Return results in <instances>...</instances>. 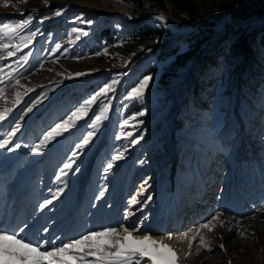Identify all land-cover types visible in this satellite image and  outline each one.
<instances>
[{
    "label": "rangeland",
    "instance_id": "obj_1",
    "mask_svg": "<svg viewBox=\"0 0 264 264\" xmlns=\"http://www.w3.org/2000/svg\"><path fill=\"white\" fill-rule=\"evenodd\" d=\"M51 2L40 13L43 0H7L8 7L0 0V27L31 17L18 35L0 34V44L11 45L8 50L0 49V110H11L0 122V133L9 132L36 101L53 95L57 86L77 73L100 74L50 106L29 139L25 138V155L7 174L5 192L17 187L19 173L29 171L33 172L29 186L36 190L38 203L53 200L43 211L38 210L39 204L32 209L22 225H27L25 234L36 227L46 240L56 238L61 243L106 227L125 235L122 229L127 228L134 236L160 237L177 253V264H264V0H48ZM75 2L97 10L123 11L99 16L73 10L70 4ZM57 11L61 14L56 15ZM125 11L131 17L129 22L122 15ZM54 15L61 19L44 27V19ZM7 51L15 55L9 57ZM147 76L152 79L144 94L129 99L132 88ZM106 85L113 90L98 97L83 119L32 151L51 126ZM220 86L224 95L219 99L215 92ZM237 104L250 110L249 122L262 111L256 131L249 133L243 126L245 116L241 117ZM218 105L233 114L234 124L229 135L221 126L213 143L205 144L210 147L200 148L203 154L199 153L198 147L193 150L200 146L197 128L187 130L193 137L189 142L179 131L185 130L186 120L208 121ZM101 112V120L95 121ZM89 132L93 135L81 146ZM118 153L122 158L114 159ZM197 158H201L198 163ZM66 163L72 167L64 168ZM199 164L197 185L207 189L215 182L214 191H208L202 200L206 214L202 224L211 220L213 230L200 228L199 221L204 219H198L176 231L166 219L167 209L174 207L175 195L185 189L177 181H187L185 187L194 190ZM231 166L236 180L223 207L205 209L209 197L219 189V177ZM204 167H208L206 176ZM157 180L162 181L160 189ZM33 190H29L32 197ZM146 196L151 199L145 201ZM133 199L140 203L133 205ZM5 204L9 209L10 201ZM3 211L0 225L3 214L5 219L8 216ZM129 211L135 212L130 222L126 220ZM188 212L179 220L192 218ZM18 214L16 210L14 219ZM196 215L202 216V211ZM137 227L140 232L134 230ZM192 229L197 232L196 240H186ZM256 234L261 237L258 242L245 239ZM201 237L211 251L199 243Z\"/></svg>",
    "mask_w": 264,
    "mask_h": 264
},
{
    "label": "snow or ice",
    "instance_id": "obj_2",
    "mask_svg": "<svg viewBox=\"0 0 264 264\" xmlns=\"http://www.w3.org/2000/svg\"><path fill=\"white\" fill-rule=\"evenodd\" d=\"M44 4H48V0H43ZM5 7H8L7 0H5ZM61 12L57 11L56 15H60ZM160 19H163L161 17ZM31 23V17L20 21L16 25L4 24L0 27V34L18 35V29L22 30ZM90 23V22H89ZM75 31H80L76 29ZM35 35V33H32ZM87 35V32L84 33ZM27 47V43L24 45ZM11 47L9 44H0V49L8 50ZM19 48V45H17ZM59 48V45H57ZM7 55L12 57L15 55L14 51H7ZM2 71V69H0ZM76 75H83L77 73ZM152 77L147 76L139 82V84L132 88L128 98L141 97ZM18 83V81H17ZM115 83V81H113ZM111 85H106L99 91L94 93L91 97L85 99L80 106L76 107L69 114L66 115L60 122L55 123L50 129L43 135L41 144H37L32 151H38L42 144H46L48 141L60 136L64 132H68L74 127L78 120L83 119L88 112V109L97 102L98 97H105L109 91H112ZM106 110V109H105ZM10 109L0 110V122L7 119V115ZM28 111H31L29 108ZM103 112L99 115H95V121H100ZM95 128V123L92 124ZM20 125L16 123L8 136H14L19 130ZM93 135L92 132L87 134V137L82 138V145L89 142V138ZM133 143L138 141L134 140ZM19 144L16 145L19 148ZM5 147V142H0V148ZM122 153H118L114 159H121ZM71 163L64 164V168H71ZM109 169L112 168V164H108ZM147 184V180L145 181ZM103 193L101 192V196ZM151 196H146L145 201L150 200ZM140 201L133 199L132 204L136 205ZM53 204L52 199H48L39 204L38 210L43 211ZM134 215L135 213H131ZM127 218V216H125ZM212 219H218V217H212ZM142 224V222H141ZM211 220L207 223L200 225V228H209ZM27 225L20 226L16 229H9L3 225H0V264H177V253L167 244H164L153 238L151 234L140 233L138 236L133 235V231H129L127 228H123L122 231L126 233L121 235V230L115 227H106L99 230L89 231L77 238L62 241L60 244H56L54 241L48 240H29L25 236H21V233L25 232ZM136 232H140V227L134 229ZM209 230H213L209 228ZM47 231V229H44ZM186 235V234H185ZM171 238V237H170ZM58 239V238H57ZM196 240V237H193ZM199 243L211 251V247L201 237ZM221 250H225L223 244L219 245ZM191 256V253H189ZM229 264L231 262L229 261Z\"/></svg>",
    "mask_w": 264,
    "mask_h": 264
},
{
    "label": "bare ground",
    "instance_id": "obj_3",
    "mask_svg": "<svg viewBox=\"0 0 264 264\" xmlns=\"http://www.w3.org/2000/svg\"><path fill=\"white\" fill-rule=\"evenodd\" d=\"M53 3L54 2H51V3H48L47 5L42 3V5H41V7H40V9L38 11L41 13L45 9H48L49 6L53 5ZM70 7L73 8V10H81V11L83 10L84 12L88 11L90 13L98 14L99 16L103 15L104 13H108L109 15H115V13L123 11L121 8H118V9H120V11H118V9L116 11L97 10V9L89 7L86 4H79L77 2L71 3ZM122 15L126 18L127 22H129L131 20V17H130L128 12L125 11ZM59 18H60V16H56V15H54L52 17L51 16L50 17H46L44 19L45 23H44L43 26L47 27V26L53 25L56 21L59 20ZM133 66L132 67L135 68L136 67V63H134ZM99 74L100 73H98L97 71H94V72L92 71V72L83 73V75H78L77 77L71 78L70 80H66L62 84V86H60V85L57 86V89H55L53 95L51 94V96H49V97H43V98L39 99L38 101L35 102V104H33L30 107L31 111L27 110L22 115L20 120L17 122V123H19L20 128H19V130L16 132V134L14 136H11V137L8 136V133L11 130L9 132H4L2 134L0 133V142H5V147L4 148H0V214H1V212L3 210H6V212L5 211H3V212L8 214V216L6 217L7 219H5V216H4L2 218V220H1V224L3 226H5V227H7L9 229H14V227L16 229V228L22 226L23 223L28 221V215L32 211V209H34L35 206H37V204H39L38 201L36 200L37 197H34V196H37L36 190L33 191V193H34L33 197L31 196V194H30V192L28 190V187L30 189H31V187L27 183H30L28 180L31 178V175H32L33 172L29 173V171H24L22 173H19L18 180H17V189L15 187L14 188L11 187L10 188V192H5L6 183L9 182L6 178L10 177V176L7 177V174L10 172L12 167H14L15 165H17L19 163L20 159L26 153V149L28 147V142L25 141V138L29 139L30 135H32L34 130L37 128L39 118H41L43 116H46V114L48 112V109L50 108L51 105H53L58 100V98H64L74 88H76L77 86L79 87L81 84L84 85V83H86V82L90 81L91 79L97 77ZM261 79H264V77H262ZM261 79H260V82H261ZM215 93H216V96L218 98L222 94L224 95L221 86L219 87V89H217V91ZM217 97H216V99H217ZM223 97H221V99ZM261 103L262 102L259 103V106H260ZM224 106L227 107L226 104H224ZM238 107H240V109L242 110V112H241L242 115H244L245 118H246V123H242L243 126L245 127V124H246L247 131L249 133H252L253 131H256L258 129L257 126L259 124V118L258 117H260L262 111L259 109L257 111L256 119L253 122H249V121H252L251 119H248V116L250 115V113H249L250 110L248 111V108L243 109V108H241V106H239L237 104V109H238ZM227 111L229 112L228 109L223 111L222 110V106L218 105V107L217 106L215 107V110L213 111V115H211L209 117L208 121H205L206 118H204V119L203 118L191 119L190 121H193V122H189V120H186L183 123V126L185 127V130L182 132L183 134L181 133V131H179V135L181 137H182V135H186V138H187L188 142L192 141L193 137L191 135L187 134V130H191V129L194 130V128H197L196 131H198L199 134H200V138H199V145L200 146L193 147V150H196L197 147L199 149L200 148L201 149H208L210 146L205 145V144L208 143L210 145V144L213 143V138L220 132L221 126H222V129H225V132H224L225 135L226 134L229 135V132L231 131L232 125L234 123H232V120H233L232 115L233 114L231 115V113L229 114V113H227ZM203 112H204V109L202 111H200L198 109V113L199 114H202ZM247 113H249V114H247ZM209 114H211V112ZM242 115H241V117H242ZM256 121H257V123H256ZM242 124H240V125H242ZM170 125L171 124H167L166 127L168 129H170ZM222 140H224V138ZM17 144L20 145L19 148L16 147ZM201 149H200L199 153L202 152V154H203V151H201ZM195 153H197V151H195ZM173 156L175 158V156H176L175 151H174V155ZM196 160H197V163H198V160H201V158H197ZM199 167H200V164L196 165V173L194 174V178H193V180L196 183V186H195L194 190L191 191L189 189V187H185V184L187 183V181H182V180L181 181L180 180L177 181V183L182 185L185 189L181 193L178 192L175 195V198H176L175 202L176 203H175L173 208L170 207L169 210L167 209L168 215L166 217V219H170L172 221V225L175 228H177L176 231L181 229L180 227L184 226V224H186L188 222H191L192 220L204 219V217L206 216V214H205V212L203 210L202 200H203V198H205L207 196L205 194L208 191H212L213 190L212 188H213V186H215L214 185L215 182L212 181L210 183L211 187H208L209 189L208 188L206 189L205 187H200V185H197V174H198L197 171H198ZM203 169H204V174H205L204 176H206L207 175L206 174V170L208 169V167L207 168L204 167ZM215 175L218 176V174H215ZM216 176L213 177L214 180H215ZM231 179H232V169H228L226 175L223 178H221L222 184L225 186L229 181H231ZM207 180H209V179H207ZM161 183H162L161 180H157V185H159L158 186L159 189L162 187ZM203 183H206V181H204ZM13 184L11 186H13ZM84 187H85V185H84ZM220 190H221V188H219V191L217 193H220ZM190 195H193L194 198L192 199V197H190ZM157 197H159V196H157ZM8 201H10V208L9 209L6 208L7 204H5V202H8ZM220 201H221V199H219V202ZM12 205H13V208H12ZM31 205H32V207H31ZM209 205L210 204H208L207 206L205 205L204 208L209 210V207H210ZM16 210L19 211V214L14 219V215H15ZM201 211H202V216L196 215V214H201ZM130 212L131 211L128 212L129 215L131 214ZM185 212H188V213L192 214L194 218L190 217L188 219V216H186V218H185L186 220H179V218L184 216ZM132 213H135V212L132 211ZM136 213H138V212H136ZM142 214H144V211H143ZM0 217H1V215H0ZM10 218L11 219L13 218V220H15V222L12 223V220L9 221ZM133 218H134V215L131 214V216L128 217V219H126V220H129L128 222H130L131 220H133ZM158 219L154 220V217H153L154 221H156ZM203 221H205V219L199 221V224H202ZM192 227H195V226H192ZM196 233H197L196 230L195 231L193 230V232L189 233V236H187L185 239L192 241L193 237L196 236ZM167 234H171V233H167ZM178 234H176V235H178ZM20 235L21 236H25L29 240H37V241H39V240H44L45 239V237H42L39 234V232L37 231L36 227L31 228L30 232L28 231L26 234L24 232V234H20ZM260 238L261 237L258 234H256L254 236V238H251V239L250 238H245V239H247V240L249 239L248 241H252V239H253L254 241L258 242ZM156 239L158 241L161 240L160 237H158ZM47 240H48V238H47ZM244 242H245V240L243 241V243ZM55 243L56 244H60V243H58L56 241H55ZM162 243H164V241ZM257 256L260 257L261 254L258 253Z\"/></svg>",
    "mask_w": 264,
    "mask_h": 264
}]
</instances>
